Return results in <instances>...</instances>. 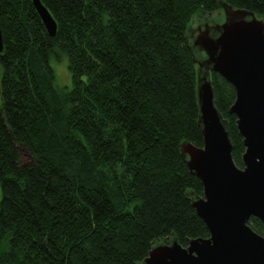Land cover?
<instances>
[{
    "label": "trees",
    "instance_id": "trees-1",
    "mask_svg": "<svg viewBox=\"0 0 264 264\" xmlns=\"http://www.w3.org/2000/svg\"><path fill=\"white\" fill-rule=\"evenodd\" d=\"M40 1L53 38L31 0H0V264H140L154 242L208 237L179 146L203 145L186 30L219 0ZM223 1L264 16V0ZM211 83L241 167L235 91Z\"/></svg>",
    "mask_w": 264,
    "mask_h": 264
},
{
    "label": "water",
    "instance_id": "water-1",
    "mask_svg": "<svg viewBox=\"0 0 264 264\" xmlns=\"http://www.w3.org/2000/svg\"><path fill=\"white\" fill-rule=\"evenodd\" d=\"M31 2L53 38L51 14L40 0ZM217 5L218 18H206L194 30L193 19L186 30L203 145L179 146L189 173L202 185V195L190 193L189 200L208 237L190 239L185 247L174 237L154 242L140 264H264V237L248 225L250 218L264 225V16L223 0ZM212 73L235 91L229 114L244 146L241 167L232 158L227 120L214 104Z\"/></svg>",
    "mask_w": 264,
    "mask_h": 264
},
{
    "label": "rangeland",
    "instance_id": "rangeland-1",
    "mask_svg": "<svg viewBox=\"0 0 264 264\" xmlns=\"http://www.w3.org/2000/svg\"><path fill=\"white\" fill-rule=\"evenodd\" d=\"M221 12V11H220ZM220 12H215L212 15H198L193 20V30L200 25L204 19L208 18H218L220 16ZM51 67L54 71V85L58 90L67 89L69 90L71 87L70 81V72L67 65L66 57H60L59 59H53L51 61Z\"/></svg>",
    "mask_w": 264,
    "mask_h": 264
}]
</instances>
